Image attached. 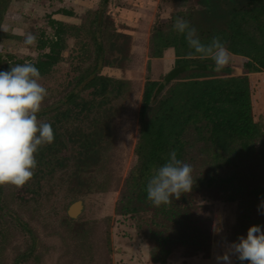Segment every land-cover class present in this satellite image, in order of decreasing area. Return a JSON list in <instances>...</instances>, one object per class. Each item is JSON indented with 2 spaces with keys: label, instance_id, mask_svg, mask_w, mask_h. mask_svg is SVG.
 <instances>
[{
  "label": "trees",
  "instance_id": "obj_1",
  "mask_svg": "<svg viewBox=\"0 0 264 264\" xmlns=\"http://www.w3.org/2000/svg\"><path fill=\"white\" fill-rule=\"evenodd\" d=\"M182 2V10L157 16L152 26L149 61L170 52L174 65L161 78L144 81L135 160L122 181L114 167L115 125L132 95L133 82L121 75L130 59L127 36L109 17L98 22L99 12L91 27L83 21L49 22L53 36L39 40V56L27 63L39 69V83L47 90L37 116L39 123L51 124L54 141L40 146L34 175L23 187L0 185V264L13 234L22 237L24 247L15 246L12 264L41 262L49 245L33 222L52 225L59 220L65 226L62 238L74 248L84 251L88 244L89 256L109 253L108 232L105 249L91 241L95 220L86 222L82 215L73 220L66 212L73 202L82 200L86 208L93 197L113 188L118 191L114 214L133 223L152 264H167L177 252L188 260L210 258L213 221L200 199L236 205L229 244L250 226H264V0ZM11 3L0 0V40L11 37L1 28L12 16ZM177 17L195 27L204 43L219 36L230 55L241 58L240 67L227 63L219 71L187 69L215 65L194 55L184 36L174 31ZM69 36L78 46L75 59L62 54ZM67 60L71 64L65 65ZM24 63L0 57V70ZM173 150L192 166L195 181L190 193L155 207L147 199V183ZM110 221L105 219L106 230ZM235 264H240L236 258Z\"/></svg>",
  "mask_w": 264,
  "mask_h": 264
},
{
  "label": "rangeland",
  "instance_id": "obj_2",
  "mask_svg": "<svg viewBox=\"0 0 264 264\" xmlns=\"http://www.w3.org/2000/svg\"><path fill=\"white\" fill-rule=\"evenodd\" d=\"M184 4L182 0H109L106 5H103V0H12L9 7L12 16L3 21L1 28L11 37L16 36L19 39L10 37L0 40V57L4 61L11 62L35 61L40 54L39 40L50 39L53 36V30L49 25L51 20L67 23L83 21L82 24L85 27H91L97 12L100 14L98 22L103 17L112 19L116 30L127 36L125 40L128 41L127 47L130 53L129 62L121 75L133 82L132 95L115 125L114 167L122 181L135 160L133 150L137 138L138 115L144 81L161 78L174 65V57L170 52L160 59L149 61L148 45L152 26L157 16L182 10ZM61 10L70 11L72 15L64 16L60 13ZM27 33L36 36L34 45H25L24 39ZM84 37L89 39L88 35ZM67 42L62 54L67 58L75 59L78 50L74 48L78 46L75 45L74 38L71 36L68 37ZM113 56L117 60L120 53L115 51ZM66 64L71 63L67 60ZM114 64L115 67L120 65L118 62ZM228 64L231 68H239L241 58L230 55ZM114 189L106 194L93 197L88 201L86 208L83 204L80 214L84 221L95 220L96 222L95 234L91 236V241H98L105 248L107 247L105 234L109 233V253L104 250L102 255L91 254L90 257L88 244L84 251L74 248L72 242L62 238L65 234L63 230L65 226L59 220L50 222L53 223L52 225L40 222L38 225L33 222L32 225L36 228L40 239L49 245L48 250L45 249L43 259L38 264H152L146 242L134 228L133 223L114 214L118 197V191ZM198 202L207 207L208 215L213 221L215 241L211 256L209 259L195 257L188 260L183 258L181 252H177L170 256L167 264H216L215 257L227 249L230 239L229 232L236 221V205L208 199H200ZM107 217H111V221L106 230L105 219ZM8 238L4 264L13 263L17 252L15 246L19 249L24 247V240L21 236L13 234ZM232 260L235 264V257Z\"/></svg>",
  "mask_w": 264,
  "mask_h": 264
},
{
  "label": "clouds",
  "instance_id": "obj_3",
  "mask_svg": "<svg viewBox=\"0 0 264 264\" xmlns=\"http://www.w3.org/2000/svg\"><path fill=\"white\" fill-rule=\"evenodd\" d=\"M172 27L184 36L193 54L202 60H211L215 70H221L229 62L230 52L219 36H213L209 43H204L197 29L179 17ZM24 43L34 45L36 36L27 33ZM39 80L40 71L33 63L0 70V185L23 187L34 175L37 166L35 154L40 146L54 141L51 124L38 122L37 114L47 95ZM192 172V166L178 159L173 150L149 179L147 199L155 207L168 205L173 199L179 200L192 190L195 181ZM260 208L264 210V202ZM233 257L240 264L245 261L247 264H264V226H250L246 235L239 236L215 257L216 264H233Z\"/></svg>",
  "mask_w": 264,
  "mask_h": 264
},
{
  "label": "water",
  "instance_id": "obj_4",
  "mask_svg": "<svg viewBox=\"0 0 264 264\" xmlns=\"http://www.w3.org/2000/svg\"><path fill=\"white\" fill-rule=\"evenodd\" d=\"M194 69V68H205L207 69L208 71H217L215 70V66H211V65H206V66H189L187 67V69ZM82 210H83V201L82 200H77L75 202H73L72 204H70V206L68 207L67 209V216L70 218V219H77L80 214L82 213Z\"/></svg>",
  "mask_w": 264,
  "mask_h": 264
}]
</instances>
